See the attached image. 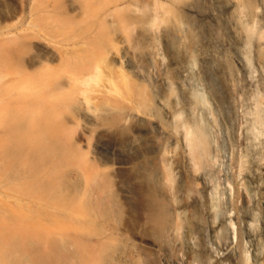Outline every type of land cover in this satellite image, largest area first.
Listing matches in <instances>:
<instances>
[{
  "label": "rangeland",
  "instance_id": "obj_1",
  "mask_svg": "<svg viewBox=\"0 0 264 264\" xmlns=\"http://www.w3.org/2000/svg\"><path fill=\"white\" fill-rule=\"evenodd\" d=\"M112 1L0 0V46L27 47L25 66L92 58L84 75L66 63L53 74L72 85L58 120L64 145L78 149L66 169L85 199L70 219H51L24 205L45 204L31 186L7 188L0 177V228L12 218L26 235L39 227L11 260L264 264V51L243 33L251 18L264 27V1L255 13L238 8L241 18L223 12L227 0H126L122 14ZM230 46L243 55L246 83ZM23 71L6 63L0 77L22 81ZM229 214L234 242L220 227Z\"/></svg>",
  "mask_w": 264,
  "mask_h": 264
},
{
  "label": "bare ground",
  "instance_id": "obj_2",
  "mask_svg": "<svg viewBox=\"0 0 264 264\" xmlns=\"http://www.w3.org/2000/svg\"><path fill=\"white\" fill-rule=\"evenodd\" d=\"M257 1L258 0H227L222 5V9L223 12L230 17L236 16L235 13H237L238 8L249 9L251 12L255 13ZM112 2L113 5L117 7L115 8L118 9L117 11L119 14L120 12L122 14L129 10L130 1L127 3L126 0H113ZM238 13L240 18L243 17L241 16V10H239ZM245 22L246 28L243 32L245 37L253 35L259 52L264 51V27H259L254 30L255 19L253 18ZM235 23L233 24L234 27L237 26L238 22L236 25ZM238 27L240 26H237V28ZM229 48L233 50L234 61L237 63L241 73L240 79H243L244 83H246L248 81L246 78L247 67L243 55L236 50L235 47L232 48L230 46ZM27 51V47L19 51L18 49L8 48L4 45L0 46V67L4 66V64L6 65V63L15 65L20 64L24 70L23 75L25 77L21 78L22 81L16 80L17 83L16 81L14 82V80L12 82H2V77H0V177H2V179H7L6 184H4L7 188L14 185H25L28 187L31 186V188L38 192L45 201V204H24L29 208L31 207L35 213L51 219H59L60 217L70 219L72 216L69 214V212L71 213L70 210L79 208L77 206H79L80 201L84 200L85 197L83 196L84 199H82V196H80L81 194H78L76 191L77 184L72 182V175H70L66 169L69 161L73 157L75 158L78 149L75 145H64L66 132L58 120V115L61 109L65 107L70 100L74 99L70 98L66 90L72 86L71 82L69 80L60 82L57 78H53V74L56 73L55 71L60 65L66 63L68 69L72 72L84 75L90 71L91 64L89 63L92 58L91 56L80 58L83 56L78 55L80 56L78 57L75 54L76 57L72 56L73 58L69 61L66 57L67 55L64 58L61 55L59 60L57 59V61H59L58 67L56 65L53 67L50 66L54 65L51 64V62L54 61L53 59L48 60L40 56L31 59L27 66H25L20 57L21 54H25ZM49 63L50 65H47ZM257 64L260 68L264 69V58H258ZM26 80L32 81L30 83ZM21 82H24L27 88H25L24 91H20L21 93L14 94V91H17L16 84L18 86ZM189 134L190 133L186 134V137H188V139L191 138L190 142L192 145L190 146L192 149H195V144H193L194 139H192L193 135ZM103 151L112 155L117 152L116 149H107L104 147ZM116 155H118V153H116ZM262 198H264V193ZM4 203H7V201H4ZM82 203L81 205L85 204L84 201H82ZM7 206L10 205H5V207ZM221 221L220 227L223 228L226 226L228 228L230 231V241L234 242V239L237 238L235 237L237 234L231 215H226ZM28 223L29 220H27L25 224ZM28 226L32 227V230L26 235V229L21 224L19 225L17 219L12 218L6 226L4 225L0 228V264H15L11 260L13 250L32 245L31 240L34 238L32 235L34 232L39 231V227L32 223ZM239 237L241 238L242 236ZM47 243V246L50 245V247L48 246L49 248L47 247L48 249L53 250L56 248L57 244L55 245L51 238ZM82 247L84 249L81 250L80 254L82 255L84 252L87 262H89L88 256L91 255L89 253H93L94 250L91 244L82 245ZM52 252L51 255L54 254V252ZM83 258L80 260L82 263H86V259L84 260ZM83 260L85 262H83ZM57 262L54 264H57ZM52 263L53 262L50 264ZM58 264H60V262H58Z\"/></svg>",
  "mask_w": 264,
  "mask_h": 264
}]
</instances>
